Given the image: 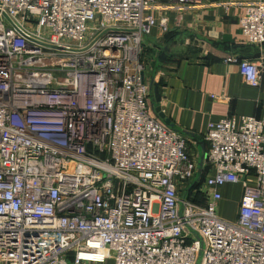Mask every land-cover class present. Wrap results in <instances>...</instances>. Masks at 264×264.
I'll return each mask as SVG.
<instances>
[{"label":"built area","instance_id":"obj_1","mask_svg":"<svg viewBox=\"0 0 264 264\" xmlns=\"http://www.w3.org/2000/svg\"><path fill=\"white\" fill-rule=\"evenodd\" d=\"M202 6L0 0V264H264V115L208 123L198 167L141 82L152 29ZM243 9L262 46L264 0ZM223 60L260 83L259 61ZM240 182L223 218L219 189Z\"/></svg>","mask_w":264,"mask_h":264},{"label":"crops","instance_id":"obj_2","mask_svg":"<svg viewBox=\"0 0 264 264\" xmlns=\"http://www.w3.org/2000/svg\"><path fill=\"white\" fill-rule=\"evenodd\" d=\"M248 1L254 0H203L200 8L171 11L169 31L162 33L155 27L149 37L155 51L165 49L152 82L158 79L160 105L172 126L157 117L185 135L187 151L198 167L207 149L203 137L208 123L264 115V44L248 43L239 22ZM229 54L259 61L257 86L244 80L237 64L223 60ZM149 100L154 103L151 91ZM247 183L253 184L254 178L248 177ZM243 184L220 187L219 214L222 209L236 214Z\"/></svg>","mask_w":264,"mask_h":264},{"label":"rangeland","instance_id":"obj_3","mask_svg":"<svg viewBox=\"0 0 264 264\" xmlns=\"http://www.w3.org/2000/svg\"><path fill=\"white\" fill-rule=\"evenodd\" d=\"M145 43V47L148 51L145 50V47H142L141 50V54L139 55V60L141 62V64L144 67V78L145 81H147V83H149L151 89V94H152V98H153V92H152V74L154 73V71L156 70V63L160 62L159 60L162 59L163 57H165V49L158 51H155V48L153 47V45L150 43H148L147 41L144 42ZM144 49V50H143ZM220 216H222L223 218L226 219H234L235 216V211L232 209H222L220 211ZM69 264H71V262H69Z\"/></svg>","mask_w":264,"mask_h":264},{"label":"water","instance_id":"obj_4","mask_svg":"<svg viewBox=\"0 0 264 264\" xmlns=\"http://www.w3.org/2000/svg\"><path fill=\"white\" fill-rule=\"evenodd\" d=\"M144 73H141V82H144ZM152 92H153V99H154V111L157 114V116L162 119L166 124L171 125L169 118L166 117L164 111L162 110V107L160 105L161 102V93L159 91V83L158 79H155L152 84Z\"/></svg>","mask_w":264,"mask_h":264},{"label":"trees","instance_id":"obj_5","mask_svg":"<svg viewBox=\"0 0 264 264\" xmlns=\"http://www.w3.org/2000/svg\"><path fill=\"white\" fill-rule=\"evenodd\" d=\"M146 41H147L149 44H150V43L152 44V42H151V40H149V38L145 39V42H146ZM146 45H147V44H146ZM146 45H145V43H143L142 47H143V46L145 47ZM152 45H153V44H152ZM143 50H144V49H143ZM145 50L148 51V50L146 49V47H145ZM200 179H201V178H200ZM198 182H199V181H198ZM198 182L194 183V184H193V187H195V186L197 185Z\"/></svg>","mask_w":264,"mask_h":264}]
</instances>
